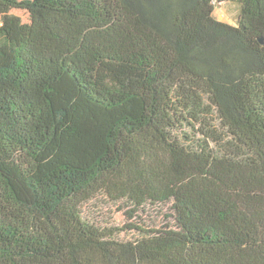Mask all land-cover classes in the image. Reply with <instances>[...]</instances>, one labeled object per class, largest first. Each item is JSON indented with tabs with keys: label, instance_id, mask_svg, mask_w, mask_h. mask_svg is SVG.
I'll use <instances>...</instances> for the list:
<instances>
[{
	"label": "trees",
	"instance_id": "1",
	"mask_svg": "<svg viewBox=\"0 0 264 264\" xmlns=\"http://www.w3.org/2000/svg\"><path fill=\"white\" fill-rule=\"evenodd\" d=\"M214 1L0 0V264H264V0Z\"/></svg>",
	"mask_w": 264,
	"mask_h": 264
},
{
	"label": "rangeland",
	"instance_id": "2",
	"mask_svg": "<svg viewBox=\"0 0 264 264\" xmlns=\"http://www.w3.org/2000/svg\"><path fill=\"white\" fill-rule=\"evenodd\" d=\"M215 11H214V17L217 20L224 21L226 23H229L231 25H237L238 23V17L240 12V4L237 1H218L215 0ZM12 14H15L22 18L24 22H30L31 21V14L26 8H13L11 10ZM2 23V16L0 15V25ZM104 199H102L103 201ZM87 211L90 214L98 215L101 220L109 221L112 224L116 225H124L128 222L126 215L124 214V211H121L117 208L115 204H102L98 202L96 205H89L87 208ZM141 220H144L147 224L157 222L159 224H164L166 221L163 215H159L157 212H154V214L144 215L141 217ZM137 219L139 217H135L132 219V222H137ZM124 236L127 238L133 237L132 233H123Z\"/></svg>",
	"mask_w": 264,
	"mask_h": 264
}]
</instances>
